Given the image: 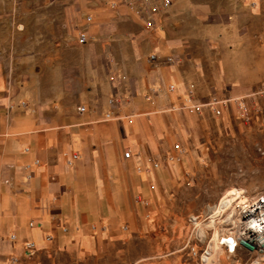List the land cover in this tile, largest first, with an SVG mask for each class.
I'll list each match as a JSON object with an SVG mask.
<instances>
[{
  "label": "crops",
  "instance_id": "1",
  "mask_svg": "<svg viewBox=\"0 0 264 264\" xmlns=\"http://www.w3.org/2000/svg\"><path fill=\"white\" fill-rule=\"evenodd\" d=\"M93 3L41 0L42 32L26 39L41 41L38 66L10 65L2 43L9 37L0 33V261L23 252L29 240L48 258L98 256L165 226L129 201L155 198L158 182L181 173L180 164L169 161L168 170L158 159L179 147V116L187 126L197 118L170 106L203 97L190 100L194 76L163 61L168 50L145 37L133 8ZM76 25L88 30V42L80 43ZM224 80L215 77L218 87ZM198 90L208 89L200 84ZM116 91L119 118L104 120ZM74 154L79 158L70 164Z\"/></svg>",
  "mask_w": 264,
  "mask_h": 264
},
{
  "label": "rangeland",
  "instance_id": "2",
  "mask_svg": "<svg viewBox=\"0 0 264 264\" xmlns=\"http://www.w3.org/2000/svg\"><path fill=\"white\" fill-rule=\"evenodd\" d=\"M59 1L68 6L78 0ZM82 1L86 5L107 4L115 10L125 6V0ZM40 2L0 0V33L9 37L2 43L10 49V65L42 63V58L35 56L42 51L41 41L26 40L42 32L44 5ZM136 15L152 45L161 42L168 50L163 61L192 73L196 87L188 88L186 94L189 97L192 91V99L203 97L196 105L213 97L255 94L256 100L246 97L255 114L253 120L245 123L238 119L232 105L222 117L193 104L170 106L180 115L193 110L197 118L193 126H187L185 115L179 116V147L158 159L168 170L169 161L183 169L172 181L158 182L155 198L141 194L129 201L131 208L138 204L159 215L165 226L154 225L150 234L125 243V249L109 248L98 256L74 259L58 254L48 258L37 249L27 255L24 249L3 254L0 264H250L258 256L242 248L230 253L219 238L233 235L230 231L242 224L244 198L264 192V0H175L160 13L154 26ZM114 26L116 42L120 26ZM75 28L76 37L81 32L89 34L84 27ZM90 35L92 41L97 39ZM219 73L225 79L222 87L215 82ZM200 84L208 90L199 91Z\"/></svg>",
  "mask_w": 264,
  "mask_h": 264
},
{
  "label": "built area",
  "instance_id": "3",
  "mask_svg": "<svg viewBox=\"0 0 264 264\" xmlns=\"http://www.w3.org/2000/svg\"><path fill=\"white\" fill-rule=\"evenodd\" d=\"M175 0H125V5L130 6L137 12L140 19L146 23L154 26L156 24L157 18L161 12H163L167 7H169ZM91 19V17H89ZM89 35L87 32H81L79 34L80 43L84 44L88 42ZM157 59V54H152L150 60L154 61ZM173 56L169 57L170 61H173ZM11 83V79L9 80ZM176 86L174 84L170 85V90L175 91ZM192 91L189 92V98L192 100ZM256 100V95L248 96H238V97H226L219 98L213 97L206 103L202 105H196L194 107H207L215 117H222L232 106H234L235 116L245 123H250L255 114L249 105V98ZM110 110L105 113L104 120H113L119 118V115L115 112L117 108H120L122 100L119 93L114 92L113 96L109 99ZM21 106H27L26 102H21ZM14 105H11L9 110L13 109ZM85 106H79L78 110L80 112L85 111ZM255 110V109H254ZM131 150L125 151V157L129 158L131 156ZM79 158V154H74L69 163H73L74 160ZM245 203L243 204V216L242 224L235 228V230L230 231L232 236L236 240L234 248H242L249 253H257L258 256L250 264H264V192L258 195L248 198L245 197ZM148 205V203H146ZM15 239V236H12ZM222 244V243H220ZM225 245V244H224ZM226 246V245H225ZM25 253L27 255H33L36 253V245L33 241H25L24 243ZM227 247V246H226ZM232 247H227L230 253H235V249Z\"/></svg>",
  "mask_w": 264,
  "mask_h": 264
},
{
  "label": "bare ground",
  "instance_id": "4",
  "mask_svg": "<svg viewBox=\"0 0 264 264\" xmlns=\"http://www.w3.org/2000/svg\"><path fill=\"white\" fill-rule=\"evenodd\" d=\"M219 242L222 243V244H225L228 248L232 247V249L234 248V245L236 244V240H235V238L232 235L231 236H226V237H220L219 238ZM234 249L236 251L237 247H235Z\"/></svg>",
  "mask_w": 264,
  "mask_h": 264
}]
</instances>
